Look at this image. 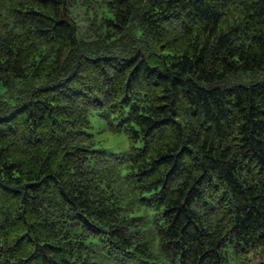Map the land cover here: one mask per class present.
<instances>
[{
	"label": "trees",
	"instance_id": "1",
	"mask_svg": "<svg viewBox=\"0 0 264 264\" xmlns=\"http://www.w3.org/2000/svg\"><path fill=\"white\" fill-rule=\"evenodd\" d=\"M0 264H264V0H0Z\"/></svg>",
	"mask_w": 264,
	"mask_h": 264
},
{
	"label": "rangeland",
	"instance_id": "2",
	"mask_svg": "<svg viewBox=\"0 0 264 264\" xmlns=\"http://www.w3.org/2000/svg\"><path fill=\"white\" fill-rule=\"evenodd\" d=\"M78 13H79V15L77 16ZM75 14L77 16L76 22H77L78 28L82 34L84 32V30H83V24H84L83 15L79 11V9H77V8L74 9V15ZM90 120H91L96 131H97V129L99 130V128H101L102 130L104 129V126L100 123V120L97 116L92 115L90 117ZM98 138L100 140L103 139V140H101V141H103L102 144H104V147L107 149L108 152H112V153L123 152L129 147V142H128L127 138L122 134L112 135V134L108 133V131H107V132L101 133V135H98ZM253 258H254V262H256L257 261L256 257H253Z\"/></svg>",
	"mask_w": 264,
	"mask_h": 264
}]
</instances>
